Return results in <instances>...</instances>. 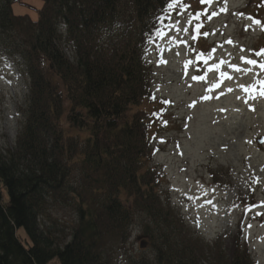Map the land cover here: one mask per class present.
<instances>
[{
  "label": "trees",
  "instance_id": "16d2710c",
  "mask_svg": "<svg viewBox=\"0 0 264 264\" xmlns=\"http://www.w3.org/2000/svg\"><path fill=\"white\" fill-rule=\"evenodd\" d=\"M39 1L34 22L31 9L15 16L16 3L0 0V42L30 80L15 147L0 150V264H109L107 243L125 246L135 212L156 264H253L240 224L232 249L189 236L149 167L152 118L138 110L155 100L145 57L176 0ZM51 203L74 212L64 245Z\"/></svg>",
  "mask_w": 264,
  "mask_h": 264
},
{
  "label": "rangeland",
  "instance_id": "374dc122",
  "mask_svg": "<svg viewBox=\"0 0 264 264\" xmlns=\"http://www.w3.org/2000/svg\"><path fill=\"white\" fill-rule=\"evenodd\" d=\"M12 1L15 16L31 9L27 14L38 20L41 1ZM172 3L161 35L149 44L145 57L155 100L142 102L138 110L152 118L149 140L155 153L149 167L161 173V200L183 218L189 236L209 244L221 238L232 249L240 224V244L253 264H264V54L257 55L264 50V0ZM12 35L23 49L22 38ZM2 44L0 150L5 153L14 149L19 136L30 80L20 56ZM242 57L257 63L247 64ZM1 196L2 204L9 201L4 188ZM47 214L56 221L57 242H71L73 210L51 203ZM134 216L125 246L116 240L107 243L109 264H156L144 233L146 219L137 212ZM18 233L26 237L22 230ZM141 242L145 249L139 248Z\"/></svg>",
  "mask_w": 264,
  "mask_h": 264
},
{
  "label": "snow or ice",
  "instance_id": "6c2138e0",
  "mask_svg": "<svg viewBox=\"0 0 264 264\" xmlns=\"http://www.w3.org/2000/svg\"><path fill=\"white\" fill-rule=\"evenodd\" d=\"M174 7V4L173 3H169L168 4V8H173ZM178 23V22H177ZM255 23L256 24H260L261 22L260 21H255ZM185 31H187V29H184ZM158 35H161V33L160 32H158ZM205 35H207V33H205ZM229 43H231V41H229ZM260 54H264V50H262V53H257V55H260ZM199 58H202V55L200 56V57H198V59ZM241 59H244L245 60V63H247V64H256L257 63V61H255V60H246L244 57H242ZM188 63H190V61L188 62ZM186 67H187V63H186V65H185ZM218 67V66H217ZM233 67L235 68V70L236 71H240V69L238 68V67H236L235 65H233ZM260 67L262 68V69H264V64H262V65H260ZM222 75H226V74H222ZM230 78V77H229ZM192 79H194V80H204L205 79V77L204 76H193L192 77ZM261 83H264V82H261ZM214 87H218V85H214ZM245 91H250L251 89H249V88H245L244 89ZM261 95H264V91H262L261 92ZM191 106V105H190ZM208 203H212L211 201H208Z\"/></svg>",
  "mask_w": 264,
  "mask_h": 264
},
{
  "label": "water",
  "instance_id": "95a60500",
  "mask_svg": "<svg viewBox=\"0 0 264 264\" xmlns=\"http://www.w3.org/2000/svg\"><path fill=\"white\" fill-rule=\"evenodd\" d=\"M145 245H146L145 242H141L140 245H139V248L140 249H145Z\"/></svg>",
  "mask_w": 264,
  "mask_h": 264
}]
</instances>
